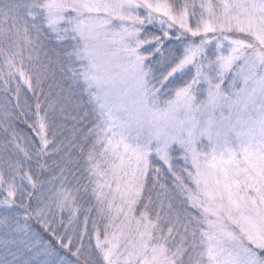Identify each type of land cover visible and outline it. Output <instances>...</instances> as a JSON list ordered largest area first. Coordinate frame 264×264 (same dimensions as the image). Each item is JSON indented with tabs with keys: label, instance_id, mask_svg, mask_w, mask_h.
Masks as SVG:
<instances>
[{
	"label": "snow or ice",
	"instance_id": "6c2138e0",
	"mask_svg": "<svg viewBox=\"0 0 264 264\" xmlns=\"http://www.w3.org/2000/svg\"><path fill=\"white\" fill-rule=\"evenodd\" d=\"M0 93V264H264V0H0Z\"/></svg>",
	"mask_w": 264,
	"mask_h": 264
},
{
	"label": "trees",
	"instance_id": "16d2710c",
	"mask_svg": "<svg viewBox=\"0 0 264 264\" xmlns=\"http://www.w3.org/2000/svg\"><path fill=\"white\" fill-rule=\"evenodd\" d=\"M9 95H11V94H9ZM2 97H3V94L0 93V99H2ZM18 128H20L23 131L24 135H27L29 137H31L33 135L31 130L28 128V126L26 124H24L23 122L18 124Z\"/></svg>",
	"mask_w": 264,
	"mask_h": 264
}]
</instances>
